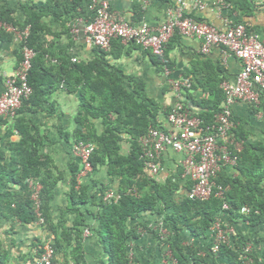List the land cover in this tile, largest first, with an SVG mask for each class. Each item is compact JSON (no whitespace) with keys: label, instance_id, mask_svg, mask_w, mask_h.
<instances>
[{"label":"trees","instance_id":"trees-1","mask_svg":"<svg viewBox=\"0 0 264 264\" xmlns=\"http://www.w3.org/2000/svg\"><path fill=\"white\" fill-rule=\"evenodd\" d=\"M78 2L79 0H72L62 9L59 8V0L21 4L19 8L25 16L22 22L12 17L16 8L0 11L1 24L15 26L20 30L29 27L26 44L35 53L27 77L32 92L16 110L13 121V131L18 139L6 143L10 157L8 162L0 163V210L3 217L22 224L38 222L41 218L42 225L55 234L51 243L54 249V263L58 262L56 255L62 253L63 264H87L84 260L82 241L84 229L89 227L87 215H91L97 224L93 232L97 236L103 255L98 264H132L128 242L138 236L135 230L129 227L130 221L141 214L152 213L162 218L166 232L162 233V228L155 231L144 224L143 230L154 233L161 246H169L167 250L171 253L170 260L175 264H264L247 250V239L238 234L229 235L228 232L227 243H219L216 251H213L215 232L210 245L202 251L193 243H171V239L182 230H186L193 238L203 237L206 232L212 230L221 211L228 215L232 226L239 219L251 227L264 225V144H246L238 129L232 128L230 134L234 140L243 142L236 154L235 168L238 173L230 176L225 168H222L214 180L217 186L226 188L222 198L217 197L215 193L205 201L188 198L187 192L192 183L189 180L181 182V170L163 182H158L150 176L145 167L144 147L140 138L145 136L150 128L162 129L157 121L162 110L158 103L148 96L144 82L124 75L119 68L109 64L105 60L106 52L98 47L97 55L93 59L73 61L68 49L54 53L50 43L43 45L39 41L41 32L58 35L47 28L43 19L48 15L60 19L64 13H72L71 17H75ZM142 15L141 5L135 4L131 21H140ZM11 38V33L0 28V40ZM169 49L170 41L166 44L164 54L168 66ZM148 53L153 57L156 66L162 68L161 59L149 51ZM120 55L121 51L114 54L115 57ZM21 59L20 52L17 67ZM208 63L209 66L206 63L203 68L195 67L197 85L191 84V88L200 87L203 96L196 100L187 96L197 104L200 111L194 112L185 102L182 105L193 116L203 119L206 124H212L222 110L221 104L225 96L221 88L223 80L219 75L220 68ZM61 86H65L69 93L78 95L75 125L69 142L71 145H94L89 157L91 171L104 167L109 178L118 182L119 198L116 202H105V186L101 185L91 194L85 185H78L77 175L81 165L77 160L69 161L70 186L67 205L58 220V230L53 224L50 211L56 184L62 176L55 174L53 159L44 152L45 146L51 143V140L41 134L27 114L40 111L47 95ZM189 90L185 89L186 92ZM162 112L167 115L170 111ZM124 142L129 145L126 153L122 152ZM30 179L41 186L40 216L37 215L31 199L28 184ZM10 185L17 186L19 191H11ZM180 188L184 189L185 194L178 192ZM223 203H227L229 208L224 210ZM88 206L95 207V213L89 210ZM242 207H246L248 212L242 213ZM66 215H73L70 226H64ZM221 228L228 231L230 227L221 224ZM44 244L40 240L33 244L36 253L30 259V264L42 253ZM10 262V251L4 247L0 236V264Z\"/></svg>","mask_w":264,"mask_h":264},{"label":"crops","instance_id":"crops-1","mask_svg":"<svg viewBox=\"0 0 264 264\" xmlns=\"http://www.w3.org/2000/svg\"><path fill=\"white\" fill-rule=\"evenodd\" d=\"M43 0H0V11L16 8L12 17L22 22L25 18L21 4H36ZM60 9L65 7L72 0H59ZM111 11L119 18L130 22L133 25L146 24L149 27H156L163 23L169 12L181 10L186 16L199 18L201 22H206L219 29H227L239 22L245 24L247 30L253 34L262 37L264 34V4L261 0H108ZM139 3L143 9V15L140 21L132 22V11L135 4ZM76 7L75 17L71 14H61L60 19L54 15H48L43 19L44 24L52 33H40L39 41L46 45L51 44L54 53L61 50H67L71 54L72 60H91L96 53V46L89 43L86 39L84 28L91 19L89 14V0H79ZM246 6L247 8H243ZM58 9L56 8V11ZM15 27V26H14ZM7 31L6 28L0 26ZM19 29V28H18ZM9 32V31H7ZM12 38L9 40H0V95L5 90V83L8 78L14 75L17 68V57L21 52V42L17 35L9 32ZM170 41V49L167 53L168 71L164 67L156 66L153 57L148 50L142 49L133 42L125 44L120 40H113L110 48L106 52L105 60L116 66L126 76H133L145 84V90L149 97L154 99L162 111L168 110L184 102L194 112H199L197 104L187 98L189 95L196 100L203 96L200 87L191 88V84L197 85L195 67L203 68L205 64L209 66L212 63L220 68V77L223 82L234 83L240 70L242 61L226 51L223 47L215 45L207 53L201 52L202 41L196 37H187L180 33H174ZM168 41V42H169ZM121 55L115 57L114 54ZM22 56V55H21ZM190 80L189 92L181 88L177 90L172 82L177 80ZM221 84V88H222ZM77 93H69L65 86L59 87L56 91L47 95L46 102L40 111L27 114L32 118L41 134L48 136L51 143L47 144L44 152L48 153L55 166V174L62 176L55 187V194L51 202V216L53 224L58 227V220L61 218L67 205V192L70 186V175L68 163L71 160H77L72 155L71 133L74 128V116L77 109ZM223 104V102H222ZM221 104V105H222ZM234 128H237L239 134L244 136L246 144L261 142L264 144V92L260 94L259 103L253 104L245 100H236L231 105ZM158 116V123L164 130L170 128L167 121V115L163 112ZM169 112V113H170ZM15 116V115H14ZM13 117H0V163H6L9 160L10 152L6 146L8 141H16L17 134L13 131ZM33 129V127L31 128ZM69 138H68V135ZM68 138V139H67ZM234 139V138H233ZM241 149L243 141H236ZM128 143H122V152L128 151ZM184 155L171 149H166L160 157L161 170L152 176L158 182H163L168 177L178 174L181 169L180 162ZM79 162V161H78ZM225 171L228 175L234 176L238 172L233 166H226ZM180 180L187 181L181 172ZM78 185H85L88 191L95 193L101 185L105 186L107 191L117 193L118 182L112 180L106 173L104 167H99L96 171H90L81 177H77ZM10 190L17 192L19 188L10 185ZM181 194H185L184 189L180 188ZM95 213L96 208L87 207ZM64 226H70L73 215H66ZM217 221L229 226L230 234L242 235L247 239L248 251L264 263V225L251 227L247 222L239 219L232 226L229 217L225 212H219ZM89 227L83 232L84 260L87 264H98L102 258V249L98 243L97 236L93 232L97 224L91 215H87ZM146 225L155 231L159 228L164 229L163 220L160 216L152 213L141 214L135 220H131L129 227L133 228L137 238H132L128 242L129 254L132 264H175L171 261V253L168 251V245L161 246L154 233L143 230L142 225ZM165 230V229H164ZM214 233L210 230L203 237L193 238L186 230L171 239L173 245L181 242L182 244H195L199 250L206 249L211 242ZM0 236L4 247L9 249L10 264H30V259L36 253L33 244L40 240L43 243H52L55 234L48 230L42 223L33 222L22 224L16 220H9L3 217L0 210ZM230 238V237H229ZM167 250V252H166ZM58 260L55 264H63V254L56 255ZM35 261V259H34Z\"/></svg>","mask_w":264,"mask_h":264},{"label":"built area","instance_id":"built-area-1","mask_svg":"<svg viewBox=\"0 0 264 264\" xmlns=\"http://www.w3.org/2000/svg\"><path fill=\"white\" fill-rule=\"evenodd\" d=\"M261 1L264 4V0ZM88 8L91 12V19L84 28L86 39L103 51H107L115 39L125 44L133 42L159 57L167 72L165 47L171 36L178 32L187 37L199 38L202 41V53H207L212 46L218 45L242 61V69L235 82L222 84L225 99L221 112L216 115L212 124H206L203 119L193 116L184 109L181 103H178L167 115V121L170 124L168 130L150 128L148 133L140 138L144 147L145 167L150 176L159 173L161 154L166 149H171L184 155L180 162L181 169L183 176L192 183L187 192L188 198L205 201L214 193L222 198L226 188L217 186L214 180L220 169L226 166H236V154L240 150L230 134L234 128L231 105L239 99L257 104L260 94L264 92V34L259 37L249 32L242 23L222 30L206 22L185 16L181 10L175 13L169 12L163 23L156 27H149L146 24L133 25L117 17L111 11L108 0H89ZM0 26L16 34L21 42V62L14 75L6 80L5 90L0 95V117H13L22 101L27 99L32 92L27 77L35 53L26 44L29 27L20 30L1 23ZM172 85L177 90L189 88L190 80L173 81ZM93 150L94 145L91 143L73 144L72 155L81 165L77 177L92 170L89 157ZM28 184L35 210L40 216L41 186L31 179L28 180ZM118 198L119 194L114 191H107L103 196L105 202H116ZM222 208L226 210L229 206L223 203ZM241 212L246 213L248 209L242 207ZM38 222L42 223L43 220L40 218ZM212 230L213 233L215 232L213 251H216L219 243H227L228 231L221 228L219 221ZM161 232L166 231L161 229ZM53 258L54 249L51 243L47 242L33 264H55Z\"/></svg>","mask_w":264,"mask_h":264}]
</instances>
